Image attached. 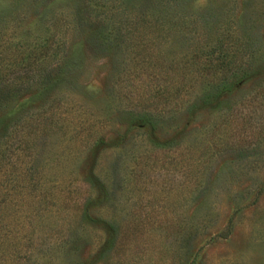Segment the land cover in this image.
Returning a JSON list of instances; mask_svg holds the SVG:
<instances>
[{"label":"rangeland","instance_id":"obj_1","mask_svg":"<svg viewBox=\"0 0 264 264\" xmlns=\"http://www.w3.org/2000/svg\"><path fill=\"white\" fill-rule=\"evenodd\" d=\"M222 38L227 91L195 58ZM7 73L0 199L39 184L0 207V264H264V0H0Z\"/></svg>","mask_w":264,"mask_h":264},{"label":"trees","instance_id":"obj_2","mask_svg":"<svg viewBox=\"0 0 264 264\" xmlns=\"http://www.w3.org/2000/svg\"><path fill=\"white\" fill-rule=\"evenodd\" d=\"M52 42H54V39L52 36H49L48 38L44 39V41L36 44V45H29L26 57L24 58V62H22V69L24 74H26L27 80L30 82L31 79H34V71H35V65H37L38 68V81H36V87L39 89L46 88L52 81V72L54 71V66L51 61L56 60L58 61L62 57L60 56V49H54L52 48ZM202 52H199L198 54H195L196 61L199 60L200 68L199 71L206 73V74H213V75H220L223 78L219 77L221 84L218 83L216 85L217 88H222L224 91L228 90V85L224 81H226L227 76L231 74L233 71V68H235L237 65H235L234 58L236 57V54H233L232 56L228 52V45L226 44V39L222 38L221 40H218L217 43L214 46H210L209 49H203ZM34 53L37 55L34 56ZM63 59V58H62ZM37 63V64H36ZM36 68V70H37ZM58 68H60L58 66ZM53 69V70H51ZM62 69V67H61ZM8 70V69H7ZM6 70V71H7ZM16 70V69H13ZM10 71V70H8ZM13 74H15V71H12ZM11 75V73H7L6 75L0 74V103H3L6 101L9 95H11V82L5 84V80L7 77ZM37 76V74H36ZM19 79V78H18ZM12 80H17V78H12ZM25 80H20V86L27 87L28 85ZM19 88V91L21 90H27L26 88ZM221 96V94H220ZM217 99V97H216ZM152 118L149 116H143L139 118L140 121L148 122ZM2 169V168H0ZM30 168L25 169V173L22 176V181L24 184H29L30 186L35 184L38 187V182L35 180L33 175H30ZM26 173L31 176L29 179L26 178ZM21 182V181H20ZM24 184H20L18 180L12 179L9 181V184H5L6 186V192H2L3 196L0 199V207L2 205L4 206L5 203L8 202V199H11L12 201L15 199V197L18 195V193L23 192L25 186ZM3 208V207H2ZM1 211V209H0ZM4 236V235H2Z\"/></svg>","mask_w":264,"mask_h":264}]
</instances>
